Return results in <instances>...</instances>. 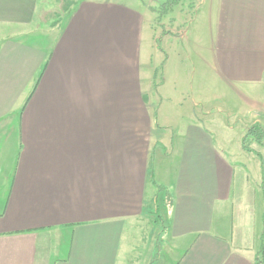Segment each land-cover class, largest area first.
I'll return each instance as SVG.
<instances>
[{
  "label": "crops",
  "instance_id": "crops-1",
  "mask_svg": "<svg viewBox=\"0 0 264 264\" xmlns=\"http://www.w3.org/2000/svg\"><path fill=\"white\" fill-rule=\"evenodd\" d=\"M134 2L80 0L51 44L12 36L0 45V129L15 137L0 147V264H127L124 230L149 226L159 212L148 185L159 177L151 160L167 136L147 110L150 20ZM42 3L0 0V26L24 32ZM207 11L212 45L201 61L224 85L248 91L250 112L223 130L210 116L186 119L179 159L159 183L161 237L179 253L171 264H264V139L256 127L246 137L251 119L264 121V0H208ZM193 23L191 35L203 42ZM250 154L262 161L255 181Z\"/></svg>",
  "mask_w": 264,
  "mask_h": 264
},
{
  "label": "rangeland",
  "instance_id": "rangeland-1",
  "mask_svg": "<svg viewBox=\"0 0 264 264\" xmlns=\"http://www.w3.org/2000/svg\"><path fill=\"white\" fill-rule=\"evenodd\" d=\"M79 1L41 0L44 5L41 17L25 27L24 32L20 28L0 26V45L7 37L12 36H19L18 38L31 44H51L55 37L53 30ZM121 1H135V5L140 8L143 6L142 9H146L148 15L147 20H150L143 39L142 78L146 87L147 110L152 115H157L156 129L158 133L164 131L167 137L164 140L160 136L161 140L158 141L164 144H158L151 160L152 170L159 174L148 185V194L153 187L159 198L154 204V207L159 208V212L153 214L156 222L152 220L149 226L139 224L136 228L125 229L119 254L129 258L127 264H171L178 258L179 253L171 248L173 244L167 237H161L165 223L163 220L166 221L167 214L163 201L164 190L159 183L164 180L165 172L172 171V166L179 159V156H175V146L182 141L180 133L188 128L186 119L197 115L200 121L207 122V117L210 116L215 119L212 127L221 125L223 130L225 125L231 123L239 128L242 125L241 117L250 112V105L245 100L249 99V94L242 87L232 89L224 85L211 66L201 61L202 51L212 45L209 25L207 27L204 20L208 13V0H158L156 3L153 0ZM195 21L205 34L203 42L193 37L195 33L193 36L190 33V27ZM261 100H264V95ZM207 111L210 115L205 114ZM258 112L257 114H264V101L258 107ZM253 120L254 118L249 122L246 137L252 140L250 130L257 127L258 130L261 129L259 136L264 139V121L256 126L257 123H252ZM6 130L0 129L2 149L15 143V137ZM258 148L262 149L260 146ZM244 159L247 160L251 180H256L259 170L261 176L263 175L260 158L250 154ZM250 213L251 209L247 216ZM124 247H127L126 253L122 252Z\"/></svg>",
  "mask_w": 264,
  "mask_h": 264
},
{
  "label": "trees",
  "instance_id": "trees-1",
  "mask_svg": "<svg viewBox=\"0 0 264 264\" xmlns=\"http://www.w3.org/2000/svg\"><path fill=\"white\" fill-rule=\"evenodd\" d=\"M169 1V0H168ZM257 128V127H256ZM259 130H261V129H259ZM262 257L259 259V261H258V263L257 264H261L262 263Z\"/></svg>",
  "mask_w": 264,
  "mask_h": 264
}]
</instances>
